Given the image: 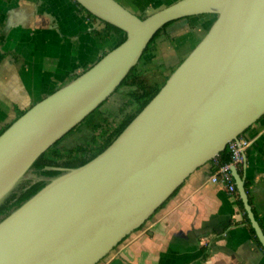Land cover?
<instances>
[{"label": "water", "instance_id": "water-1", "mask_svg": "<svg viewBox=\"0 0 264 264\" xmlns=\"http://www.w3.org/2000/svg\"><path fill=\"white\" fill-rule=\"evenodd\" d=\"M125 40L35 103L0 134V204L34 162L109 100L155 35L209 15L204 36L117 138L60 174L0 221V264H98L264 117V0H178L140 17L117 0H73ZM238 194L264 247L245 180Z\"/></svg>", "mask_w": 264, "mask_h": 264}, {"label": "crops", "instance_id": "crops-1", "mask_svg": "<svg viewBox=\"0 0 264 264\" xmlns=\"http://www.w3.org/2000/svg\"><path fill=\"white\" fill-rule=\"evenodd\" d=\"M117 1L146 17L178 0ZM208 21V17H190L169 25L138 64L142 66H138L137 79L150 73V63L164 41L195 29L192 42L176 51L185 58L206 33ZM105 26L86 15L73 0H0V52L4 54L0 64V131L20 112L75 79L112 50L122 35L111 33L102 38L99 33ZM179 57L177 64L182 60ZM165 70L158 69L159 78L170 75ZM131 85L123 86L107 100L96 117L118 122L122 104L135 89ZM243 137L251 145L238 172L264 232V117ZM213 173L211 162L195 170L164 207L98 264H264V247L248 226L238 204L239 194L212 182Z\"/></svg>", "mask_w": 264, "mask_h": 264}, {"label": "trees", "instance_id": "trees-1", "mask_svg": "<svg viewBox=\"0 0 264 264\" xmlns=\"http://www.w3.org/2000/svg\"><path fill=\"white\" fill-rule=\"evenodd\" d=\"M80 9L86 13L89 17L95 18L88 11H86L83 7H81L77 2H75ZM197 18L208 17L209 21L206 24V28L210 26L214 17L209 15L195 16ZM174 22L166 25L162 30H160L154 37V39L149 44L146 49L142 59L148 53L151 46L157 40V38L163 33V31ZM105 30L99 35L102 38L108 37L111 33L122 35L119 44H121L125 38V33L111 25L104 23ZM116 45V46H117ZM115 46V47H116ZM4 58V54L0 52V64ZM183 60V59H182ZM181 60V62H182ZM137 69L138 65L132 69L126 79L123 81L119 91L123 86L128 84H132L131 86L135 87V89L127 95V101L120 108V114L122 118L118 121H111L108 118H98L99 110L105 104L103 103L100 107H98L89 117L85 119L82 123L86 122L88 119L92 117V122L88 125L91 136L83 141V142H75L69 145H60V143L67 138L77 127L66 135L59 142L50 147L46 152H44L32 165L27 174H31V178H27L23 180L0 204V221L7 216L12 210L19 207L24 201L29 199L35 193H37L42 187H44L48 180L52 177H55L60 174V171L49 169L48 167H63V168H74L81 166L98 154H100L103 150H105L116 138L117 136L124 130V128L133 120V118L147 105V103L158 93L160 88L165 83L167 77L163 79L161 83L150 84L146 81H143L141 78H137ZM174 70V69H173ZM116 91V92H117ZM25 111L20 112L22 115ZM19 115V116H20ZM98 118V119H96ZM9 126V125H8ZM6 126L4 129L0 131V134L8 127ZM230 153L229 149L225 150L221 153L215 160L211 163L214 164V172L217 170L218 166L222 163H225L229 160ZM178 191V190H177ZM177 191L175 193H177ZM174 193V195H175ZM173 195V196H174ZM168 202V201H167ZM167 202H165L162 206L164 207ZM238 204L244 210L246 215V220L251 232L254 234L255 238L258 240L254 229L252 228L249 219L247 217V213L245 211L243 202L240 198H238ZM259 242V241H258Z\"/></svg>", "mask_w": 264, "mask_h": 264}, {"label": "rangeland", "instance_id": "rangeland-1", "mask_svg": "<svg viewBox=\"0 0 264 264\" xmlns=\"http://www.w3.org/2000/svg\"><path fill=\"white\" fill-rule=\"evenodd\" d=\"M194 30L187 32L188 34L186 33V34H184L182 36H178L176 39L174 38V34H173V37L171 39L168 38V40L164 41L161 44L160 48L158 49V53L156 54V57L152 60L153 62L150 63V65H151L150 73H147L144 76V78H142V80L146 81L147 83H155L158 80H160V82L163 81V79H164L163 77L159 78L160 76H159V73H158V69L160 68L161 70H164V67H166V70H165L166 75H169L171 73L172 68H174V67H176L178 65L177 64L178 61H176V58H178L179 56L177 55L176 51L177 50H182L184 48V45L185 46L189 45V43L192 42V40H193L192 38L195 36ZM203 33H204V29L201 31V35ZM153 45L151 46L150 49H152ZM180 59H184V57L183 58L179 57V60ZM141 64L138 65V66H142ZM170 65H171V68H168ZM135 80H137V78H135ZM118 115H120V114L118 113ZM90 120H92V117L90 119H88L86 122L80 124L77 127L79 129H77V131H75V132L73 131L72 135H69L67 138H65L60 143V145H65V144L69 145L71 143L87 140L91 136V131H90L89 127L88 128L86 127L87 123H89ZM84 128L85 129L87 128L86 131L84 130ZM112 252H114V250ZM110 254L107 255L104 259H102L100 261V263L102 261L106 260V258H108L110 256Z\"/></svg>", "mask_w": 264, "mask_h": 264}, {"label": "built area", "instance_id": "built-area-1", "mask_svg": "<svg viewBox=\"0 0 264 264\" xmlns=\"http://www.w3.org/2000/svg\"><path fill=\"white\" fill-rule=\"evenodd\" d=\"M251 145V141L243 136L237 141H232L228 145L230 158L227 162L218 166L212 174L210 180L214 183L223 184L231 194H238L232 168L240 166L245 158V151Z\"/></svg>", "mask_w": 264, "mask_h": 264}, {"label": "bare ground", "instance_id": "bare-ground-1", "mask_svg": "<svg viewBox=\"0 0 264 264\" xmlns=\"http://www.w3.org/2000/svg\"><path fill=\"white\" fill-rule=\"evenodd\" d=\"M82 124V123H81Z\"/></svg>", "mask_w": 264, "mask_h": 264}]
</instances>
